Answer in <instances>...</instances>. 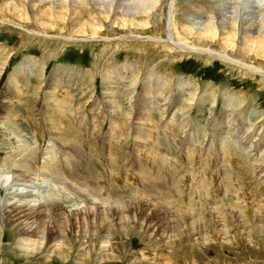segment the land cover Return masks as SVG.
I'll return each mask as SVG.
<instances>
[{
    "label": "rangeland",
    "instance_id": "obj_1",
    "mask_svg": "<svg viewBox=\"0 0 264 264\" xmlns=\"http://www.w3.org/2000/svg\"><path fill=\"white\" fill-rule=\"evenodd\" d=\"M4 1L12 0H0V5ZM173 1L178 15L199 8L202 22L224 4ZM173 1L161 0L151 28L138 32L142 41L135 43L115 40L131 39L127 31L109 36L105 31L97 38L77 34L72 42L65 28L61 34L50 29L42 36L30 24L0 21V109L4 103L11 109L8 118L0 114V264H83L84 259L85 264H264V167L258 157L264 155V82L217 58L208 59L205 52L178 54L146 41L147 36L166 38L165 20ZM263 1L254 4L264 7ZM48 8V2L38 4L32 15ZM76 15L69 13L68 20ZM87 18L79 15L76 21ZM218 32L224 35L228 29ZM245 44L238 37L237 48ZM246 62L264 69L258 59ZM124 63L132 72L125 74ZM118 65L123 68L119 74ZM236 97L249 101L238 106ZM164 99L171 103L169 113L162 110ZM57 105L67 109L66 116L59 115L66 119L61 131ZM61 132L75 139L72 144L80 146L79 152L61 146L56 138ZM12 151L18 156L7 163L4 156ZM34 157L39 169L31 170H44L50 177L37 176L26 166L28 172H23L19 162L29 158L34 163ZM59 166H70L74 181ZM57 174L62 181L51 179ZM24 176L37 200L45 201L40 207L45 213L54 214L46 205L58 197L62 205L56 208L67 210L68 217L76 209L80 223L71 234L62 215L55 216L63 221L62 233L47 245L42 227L33 236L11 232L4 221L7 188L11 179ZM88 208L96 218L85 220ZM60 247H71L66 259L53 252Z\"/></svg>",
    "mask_w": 264,
    "mask_h": 264
},
{
    "label": "bare ground",
    "instance_id": "obj_2",
    "mask_svg": "<svg viewBox=\"0 0 264 264\" xmlns=\"http://www.w3.org/2000/svg\"><path fill=\"white\" fill-rule=\"evenodd\" d=\"M240 1L241 0H224V4H221V6L218 5L216 11L211 12L208 15V19L205 22H202V20H201V17H200L201 10H198L199 8L196 9V6H199L200 3H199V5L193 6L196 9L193 11V13L186 14V15L185 14L184 15H178L179 12L177 10L179 8L177 7V3L176 2L174 3V1H173L171 4V8L169 7V10L167 11L168 15H167V18L165 20L166 27L168 28L166 38H157V40H151V39H155L156 37H148L147 36L146 41H149L150 44L159 43V44H161L160 46L166 47L168 50H172V51L174 50V52H178V54L181 53V54H187L188 55V54L195 53V54L199 55V54L205 52L202 55L206 56L208 59L212 60V59L217 58L226 64L232 65L233 68L236 67V69L243 71L242 73H244V76L246 74L250 77L251 76L252 77L258 76L264 82V69L261 68L262 66H256L254 64L246 62V61L250 62L252 60H257V59L262 63L264 62V7L255 5V4H257V3L254 4L255 0L254 1L253 0H245V2H240ZM46 2H48V4H49L48 9L44 10L41 13H34L32 15V12L34 11L35 7L38 4L44 5V3H46ZM220 2H221V0H220ZM259 2H260V0H259ZM160 3H161V0H48V1L47 0H12L11 2L4 1L0 5V21H7V20L15 21L17 24L21 25L22 27H24V26L27 27L30 24L32 28L35 29V27H36L39 29V31H37L38 33L36 35H42V36H46L45 35L46 32L49 31L50 29L51 30L56 29L57 32L59 34H61L65 28L67 30V36L70 37V38H66L68 41H72L73 39H75L73 36L77 35V34L78 35L80 34L83 36L88 35V36H90V38H97L98 36H100V34H105L106 33L105 31H107L106 36H109L108 34L110 32H112L115 35V34H118L117 32L124 33L125 31H127L129 33L128 35H129V37H131V39L120 40L121 37L115 36L116 37L115 40H117L119 42L120 41H134V43H135V41H137V40L142 41L141 38H138L139 37V35H137V34H139L138 32H140V31L145 32L146 30H149L151 28V23H152L151 17L153 15V12L155 10H157L158 5ZM201 6H203V5H201ZM70 10H72V12ZM183 11H185V10H183ZM163 12H164V10H163ZM163 12L161 13V15H163ZM69 13H71V14L77 13L76 18L79 15H81V16L87 15L89 18L85 19L84 21H82V19H81L82 22L81 21L77 22L76 18L70 21V20H68ZM202 14H204V13H202ZM69 23L72 24L73 29L71 27H69V25H68ZM0 24H1V22H0ZM199 27L203 31L201 29H200L201 32H198L197 30H195V29H198ZM221 28L228 29V32H226L224 35H222L221 32H218L219 29H221ZM255 28H257V31H256L257 35L254 36L253 39L250 41V39H251L250 37L252 36V35H250V33ZM103 32H105V33H103ZM238 37H241L245 41L246 44L244 47L241 46L240 48H237ZM42 38H45V37H42ZM108 38H111V37H108ZM106 40L107 41L110 40L113 42L114 38L106 39ZM248 41H250V42H248ZM217 44H218V47H217ZM204 45H206L208 47L214 46L215 48L207 50L208 48H204L203 47ZM241 45H243V44H241ZM123 46L127 47L130 45L125 44ZM155 47H156V45H155ZM149 50H146V48H145L144 52L146 54H151V51H149ZM154 56H156V55H154ZM113 57L114 56H112V59H113ZM139 59H144L143 54L140 55ZM144 61H147V60L145 59ZM126 64L127 63H124L122 65V66H124L123 67L124 69L122 68V66H119V65L116 66L117 68L114 67L118 70L117 74H119L120 67L123 69L125 74L127 72H132V70H133L132 67H127ZM115 65H117V63ZM156 79H158V77ZM162 79H164V78H162ZM134 80H133V82H135ZM107 86H109V85H107ZM201 87H203V86H201ZM224 93H227V89L224 90L223 92H221L220 95L222 96V94H224ZM109 96H110V94H109ZM52 98L55 101V100H57L58 96H57V98L55 96ZM230 99H231V101L237 99L238 103H236V105H238L240 103H241V105L243 103L246 105V103L244 101L248 100V99L243 100L239 97H236V99L235 98H233V99L230 98ZM60 103H62V102L60 101ZM2 105H5V107L4 106L1 107L0 114H2L8 118L7 115L11 114V109L8 108V105L6 103H4ZM163 106H164V108L162 110L165 113H167V112L169 113L170 108H171L170 101L166 102V100H165V103ZM55 109H56L57 117H59V115L61 117L66 116L65 113H66L67 109L64 106L57 105V106H55L54 110ZM258 113L261 114V112H258ZM49 114L51 115L52 113H49ZM51 117L54 118L53 115H51ZM64 121H63V119H61V121H59V122L57 121L58 130L61 131V125ZM7 122H8V128H10L12 130V123L13 122L10 120ZM53 122H55V121H53ZM241 124H243V123H241ZM51 128H53V127H51ZM252 130H254V129H252ZM51 131H52V129H51ZM62 132H63V130H62ZM62 132L56 135V138L59 139L62 143L61 146L63 147V143H64V145H65L64 147L70 146L72 148H75V150L77 152H79L80 146L72 144V141H75V139L72 138L71 135H68V136L63 135ZM253 132L254 131H252V132L250 131L248 133V136L250 137V134H252ZM241 142L243 144L246 143L244 141V138H242ZM81 148H82V150L84 149V147H82V146H81ZM252 151H255V150H252ZM0 152H1V149H0ZM262 153H264V151H262ZM15 155L18 156V154H16V152H14V151L8 152L7 155L4 156L6 158L3 160L8 161L7 163H11V161H15V157H16ZM29 155H30V153H29ZM258 157L263 158V160L260 159L261 162L259 164V167L262 168V167H264V155H260ZM34 159H35L34 163L32 162V159H29V158H24L22 160V161H27V164H24L22 161L19 162L20 163L19 166L24 169L23 172L24 171L28 172L27 170H25V167H22V166H26V168L28 170L30 169L31 173L35 172V174H37L35 170L39 169L37 166L38 161L35 157H34ZM70 161L71 162H69V161L68 162L73 163L72 160H70ZM69 163H67V164H69ZM256 165L258 166V163ZM31 169H35V170H31ZM47 170H50V169H47ZM60 170L63 173V175H65L67 178L71 179V181L73 180L72 179L73 176L69 177L70 174L73 173V171H72L73 169H70V166H69V168L60 167ZM69 170H71L72 173L69 174ZM76 170H78V169L76 168ZM42 172L43 173H38L37 176L41 175L42 177L43 176L50 177L49 173L45 174L44 170ZM64 172H66V174H64ZM22 174H25V173H22ZM28 175L26 174V176H28ZM58 175L59 174H57V176L56 175L51 176V179L53 181H62L61 177L59 178ZM26 176L19 177L15 180L11 179L9 187L7 188L6 203L4 204V211H5L6 217H5L4 221L6 222V224L8 226H10L11 232H13V234H15V236L16 235L17 236L18 235L19 236L20 235L28 236V235L35 234L37 232V229L39 227H42V229L46 232L45 234H47V238L45 236V238L47 239V241H46V245H47L49 243V239H51L52 237L54 238L59 233H62L63 221L61 219L55 218V216L62 215L64 217L63 220H65V222L69 224V228L67 227L66 231H67V233L70 232V234H71V229H73V227L76 226V224L80 223L79 221H77V213L74 212V210H76V209L72 208L71 209V210H73L71 213L72 216L68 217L65 214V212L67 210L64 212L63 209L62 210L60 209L61 207L56 208V207L62 205V204L57 202V201H59V200H57L59 198L58 197L56 199L53 198L54 200H50L51 203L46 205V206H49L48 210L52 209L51 212L53 211L54 214L51 215L49 213L48 214L45 213L47 211H45L44 208L43 209L40 208V207H42V205H44L43 202H45V201L41 200V199H40L41 201L37 200V197H38L37 194L38 193L36 194L33 191L34 187L33 188L31 187V185H30L31 183H30L29 179L27 180L25 178ZM3 182H2V184H0L1 186L4 184ZM205 184H206V182H205ZM83 185H84V183H83ZM206 185H208V184H206ZM21 187H24V188L30 187V188L29 189H20ZM203 188H205V187L203 186ZM196 193H197V191H196ZM8 200H12V201L16 200V201L15 202H9V204H8L7 203ZM144 202H146V201H144ZM35 203L38 204L37 207H35V205H36ZM40 203H41V205H40ZM145 206H147V205H145ZM90 209H89V211L87 210V213H85L83 211V215L85 216V220H86V218L90 219V217L96 218V216L93 214L95 211L92 209L90 211ZM56 212H58V213H56ZM154 212L151 209V214H153L155 216ZM97 216H99V215H97ZM43 218H46V219L48 218V220H45ZM159 218L160 217H158L156 219H159ZM49 223L52 224V227L50 225H48ZM85 223H86V221H84V225H85ZM87 223H88V221H87ZM53 227L56 230H53ZM86 227L87 226H85V228ZM87 228H89V227H87ZM105 228H106L105 225L100 227V229H102L103 231H105ZM64 229H66V228H64ZM4 236H6V235H4ZM66 236L70 237V235H66ZM84 236H83V238H84ZM96 236H97V234H96ZM71 239H73V238H71ZM69 249L60 247L59 249H56L53 252L55 254L59 255L63 259L65 257H68L70 251H72ZM83 264H85V259L83 261Z\"/></svg>",
    "mask_w": 264,
    "mask_h": 264
}]
</instances>
